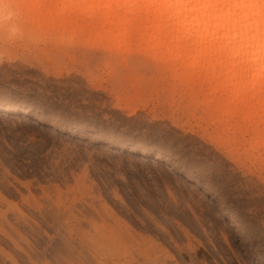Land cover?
I'll return each instance as SVG.
<instances>
[{
  "label": "rangeland",
  "instance_id": "1",
  "mask_svg": "<svg viewBox=\"0 0 264 264\" xmlns=\"http://www.w3.org/2000/svg\"><path fill=\"white\" fill-rule=\"evenodd\" d=\"M123 10L0 0V264H264L251 73Z\"/></svg>",
  "mask_w": 264,
  "mask_h": 264
},
{
  "label": "bare ground",
  "instance_id": "2",
  "mask_svg": "<svg viewBox=\"0 0 264 264\" xmlns=\"http://www.w3.org/2000/svg\"><path fill=\"white\" fill-rule=\"evenodd\" d=\"M105 13L112 6L133 12L160 24L168 31L184 33L200 45H209L217 54H224L230 66L221 76L237 86V94L246 97L248 74L257 85L253 94L264 108V0H97ZM127 10V11H126ZM159 27L158 28H162ZM216 61V57L213 59ZM241 67L244 70H240ZM244 114V113H243ZM260 136V133L257 132ZM261 138V136H260ZM264 142V138H262ZM264 144V143H262Z\"/></svg>",
  "mask_w": 264,
  "mask_h": 264
}]
</instances>
